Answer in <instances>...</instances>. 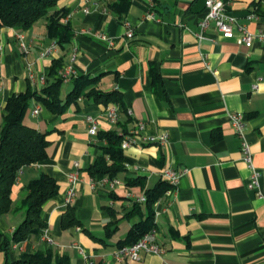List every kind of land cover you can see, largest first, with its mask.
<instances>
[{"label":"crops","instance_id":"1","mask_svg":"<svg viewBox=\"0 0 264 264\" xmlns=\"http://www.w3.org/2000/svg\"><path fill=\"white\" fill-rule=\"evenodd\" d=\"M222 1L249 33L264 32V0ZM59 10L67 11L73 33L64 48L47 36L44 18L27 31L0 27V127L8 98L27 89L39 93L47 85L33 88L27 66L47 80L52 61L60 60L58 72L72 63L76 77L60 86L61 102L76 80H92L61 114L31 99L24 123L47 134L49 145L44 161L22 170L12 188L11 211L0 215V264L47 250L70 264H264V43L238 45L222 38L213 24L201 32L204 0H60L50 12ZM149 13L154 20L145 19ZM124 24L133 31L131 39L125 38ZM86 32L104 34L115 45L109 48ZM92 91L116 92L120 101L104 105L89 96ZM111 105L119 111L114 125L105 116ZM233 113L246 120V138L260 172L256 190L247 189L249 171L229 120ZM86 116L96 119L99 133L164 134L168 142L121 150L120 185L91 188L88 168L105 142L89 136ZM74 163L79 181L70 207L78 225L63 229L67 176ZM166 168L187 170L170 196L150 208L128 198L163 182L160 173ZM40 174L58 186L57 195L42 207L46 227L15 244L13 233L24 219V187ZM150 212L164 252L144 255L137 263L117 262L114 254L134 239L131 232L144 229Z\"/></svg>","mask_w":264,"mask_h":264},{"label":"trees","instance_id":"2","mask_svg":"<svg viewBox=\"0 0 264 264\" xmlns=\"http://www.w3.org/2000/svg\"><path fill=\"white\" fill-rule=\"evenodd\" d=\"M59 1L0 0V27L27 31L37 21L44 18L47 20V36L54 40L59 47L64 48L69 44L73 33L68 23L64 22L67 15L66 10L50 12ZM123 5L126 6V2ZM59 68L60 60L52 61L47 74V85L39 93L27 89L23 93L12 95L6 101L4 108L6 114L0 127V215L11 211L12 188L22 170L46 159V148L49 145L47 134L41 133L24 123L31 99L34 98L41 102L49 111L61 114L71 102L79 97L82 88L92 83V80L79 78L76 80L73 90L67 95L66 100L61 102L59 89L62 81L56 76ZM89 96L104 105L120 101L116 92L92 91ZM122 137L112 131L98 133V140L104 141L105 146L99 148L100 155L88 168L90 177L112 179L124 171L125 160L120 149ZM167 189L168 185L165 182H160L153 189L145 191V205L148 208L152 207ZM24 191L26 192L22 202L24 219L13 233L12 241L15 244L24 242L29 236L41 232L46 227L41 216L42 207L46 201L57 195L58 186L54 179L45 174H40L38 178L25 185ZM152 216L153 214L150 212L143 226L144 229L131 232L129 236L134 239L124 246L136 243L152 229ZM77 225L78 221L74 210L68 206L61 216V226L63 229H67ZM7 264H70V261L64 256L47 250L46 252L26 254L21 259Z\"/></svg>","mask_w":264,"mask_h":264},{"label":"built area","instance_id":"3","mask_svg":"<svg viewBox=\"0 0 264 264\" xmlns=\"http://www.w3.org/2000/svg\"><path fill=\"white\" fill-rule=\"evenodd\" d=\"M205 16L200 21L199 26L201 32L206 30L210 24H213L215 29L221 34L224 39H234L236 44L244 45L245 47H250L253 42L264 43V32H256L254 34L249 33L246 28L238 24V22L231 17L225 8V2L222 0H204ZM83 12H88V7L83 8ZM146 20H154V15L149 13L145 16ZM68 18L64 19V22H67ZM126 28L125 38L131 39L133 37V31L128 24H124ZM95 40L104 43L107 47L112 48L115 45V42L112 38H109L101 33H90ZM200 39L201 36L197 35ZM20 46L25 50V44L23 42V37L18 36ZM53 47L48 50H45L40 53L41 58H46L51 53ZM74 61V56L71 57V62ZM58 78L62 83H67L71 79L76 77V72L73 68L72 63L61 69L58 72ZM27 81L35 89H41L46 82L44 74L36 72L32 66H27ZM257 86L254 85L253 89H256ZM79 100V99H78ZM38 111L34 110L32 114H37ZM119 111L118 109L111 105L106 108V119L111 124L114 125L118 121ZM129 115L130 112H129ZM231 126L233 128L234 135L239 140V150L241 155V160L249 171V180L247 184L248 190H256L259 185L260 172L253 164L251 146L248 142L245 134L246 120L242 113H233L229 116ZM85 123L87 124V132L90 137H96L99 133L98 124L95 118L92 116L85 117ZM143 125H139L140 131L142 130ZM168 142V137L164 134H154V135H135L133 133L127 134L122 137L120 142V149L125 150L130 147L135 146H144V145H157L164 146ZM75 170L68 174L67 182L68 187L65 193L64 203L65 206H70L75 197V187L79 181V164L74 163ZM127 167V166H126ZM138 168L134 167L133 170L137 171ZM187 173V170L174 171L170 168H166L161 171L160 177L163 182L168 185V189L164 192V196L168 197L173 192L174 188L177 186L179 179ZM90 186L94 187L95 184L105 185L110 190H113L116 186L120 185V181L117 178H108L103 177L96 179L90 177ZM128 198L133 199L137 204H143L146 202L145 194L140 196L133 197L131 194H128ZM46 233V231H45ZM44 241L48 245L53 244V240L46 234H44ZM163 249L158 246L156 242V229L152 228L147 233H145L136 243L123 246L117 250L114 254V259L117 262L128 261V262H140L142 256L152 254V255H161Z\"/></svg>","mask_w":264,"mask_h":264}]
</instances>
